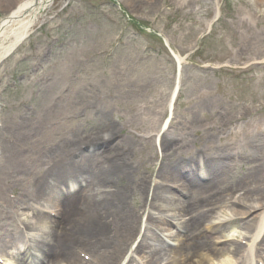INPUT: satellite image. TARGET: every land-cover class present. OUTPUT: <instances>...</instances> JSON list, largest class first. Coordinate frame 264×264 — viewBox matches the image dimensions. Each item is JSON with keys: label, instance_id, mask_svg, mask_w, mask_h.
Masks as SVG:
<instances>
[{"label": "rangeland", "instance_id": "obj_1", "mask_svg": "<svg viewBox=\"0 0 264 264\" xmlns=\"http://www.w3.org/2000/svg\"><path fill=\"white\" fill-rule=\"evenodd\" d=\"M148 1L127 0L126 9L133 17L130 21L124 14L119 12L114 2L109 4L101 3L99 0H80L79 2L54 0L49 9H45L44 12L38 15L37 26L41 27V30L35 33L36 38L27 43L21 52L25 54L26 52L40 49L46 43V40H44L45 36L55 35L54 32L57 31L55 27L60 26L58 28L59 31L55 33L61 38V41L65 42V45L61 56L54 53L51 55L50 66L52 72H54L52 81L46 85H37L36 76L30 79L27 78V75L24 77L27 78L24 82L25 90L22 87L14 95L3 92L2 103H6L7 110L1 113V117L5 116V124H12V118L17 120L18 116V120H21V118L25 120L30 117L32 120L31 126L25 133L22 131L21 135L26 137L30 133V135L35 136L40 141L41 136L46 134L45 130L48 127L51 128L52 119L62 116L66 111L72 110L81 102L92 100L94 96H99L102 100L108 102V120L112 121L110 123L111 127L132 117V125L139 124L143 125L144 128L150 127L149 107L156 100L157 89L168 86L174 73V62L168 50L166 51L161 47L155 53L145 52L144 54L142 52L144 46L152 44V36L147 35L150 29L165 35L166 40L169 42L170 50L183 56L186 62L190 60L212 62L213 59L227 60L230 58L242 61L241 55L243 51L246 49L252 51L250 56L252 57V63L255 64L253 66L255 72L249 81L243 84L239 83L240 88H242L239 93H236L234 89L231 90L230 81L221 73L210 69L206 73H201L191 67L181 65V82L186 83V75L192 76V80L186 83L185 89L189 91L198 83L200 88L194 91L193 96L199 97L200 101H205L207 107H204L200 113L201 110L199 108L192 111L193 106L184 108L183 104L178 110L179 118L188 121V115L194 114L197 117L200 114L202 118L199 121L205 122L216 114V110L219 107L223 106L228 109V112H232L234 109L237 110L244 107V104L247 105L249 103V105L253 106L260 100H264V5H255L253 0H227L225 4L220 6L222 14L224 12L223 20L214 27L208 37L200 41L201 44L195 46L192 45L194 36L205 29L206 20L213 17L219 9V5L215 0ZM89 2H98L102 6L99 8L94 7L89 5ZM66 4L67 6L65 7ZM114 37H121L123 45L115 52L111 62L109 61L105 65L97 59L93 60L88 57L99 48L98 44L101 40H112ZM196 49L197 51H195ZM238 50H240L241 55L238 54ZM17 62H19V59L13 58L11 61L1 65L0 91L3 90L10 74L15 71L14 68ZM27 67L26 64L23 65V68ZM96 83H98L96 89H92ZM62 86L70 87L69 92H72L70 98L65 100L66 103L65 101L61 102L60 110H57L56 107L54 109L56 111L53 114L46 115L44 110L47 109L51 96L58 93ZM140 86L141 88L139 89ZM34 87H38L40 90L35 95H32L35 92ZM104 101H101V103ZM97 111L87 113L86 118L80 121L82 124H73V128L76 131L72 135L73 139L80 137L82 134L98 130L102 125H108L107 121L102 123L97 119ZM254 113L255 111L252 112V114ZM252 114L250 115L253 116ZM16 123H20V121ZM240 124H242L241 127L237 125L234 128H226L220 133L218 139H210L208 144L202 139L201 143L192 145L191 140L183 137L185 139L184 142L178 146L179 148L176 146L175 150L186 153L184 157H194L196 149H202L201 152L204 154L216 152V154L221 153L230 156H246L245 162H234V168L228 174V180L235 179L237 181L238 178H241L250 169L257 166V160L262 161L261 159L264 157V149L260 150L259 153H255L251 147L254 144L256 147L264 144V111L260 116H253L251 120L247 119ZM55 130L52 128L51 132ZM210 134H206L205 138L207 139ZM21 135L13 134L9 130L0 134V141L4 137H18L21 139ZM244 139L245 142H243ZM39 145H42L44 149H39L40 153H45L43 160L52 159L53 154L63 151L67 146H72V144H65L56 148L44 145L41 142ZM50 147H53V149H50ZM8 148L10 149L11 147H6L4 142H0V174L2 176H5L7 167L13 168L11 166H13L14 157ZM27 148L25 146V152L18 153L20 155L27 153L28 159L32 162L37 161V156L28 152ZM121 149H124V145L116 150L120 151ZM142 150L146 151V155L139 154ZM151 154L150 145L140 144L134 147L131 155L128 154L125 157H131L132 160L135 159L137 161L135 164H140L142 168H133H136L142 174L145 169L143 162L147 161L148 156L152 157ZM177 158L175 157V159ZM95 159V162H97L100 157ZM38 167L41 170L38 179L43 180L45 165ZM37 168L33 169L31 167V170ZM33 170L31 173L34 172ZM13 175L14 177L11 179L0 180V186L3 188V192L0 193V199L5 198L7 192L20 196V201L14 203L16 206L9 209H14L18 212L25 228L32 227L29 222L30 219L37 222L41 219L47 222L40 212L42 208L41 199L45 197H35V183H29L30 180L28 182L24 181L23 178L26 177H21L15 169ZM262 182L264 183V181ZM262 182H258L256 179L253 183H245L243 186H246V188L253 187L254 184L258 185ZM228 184L226 182L224 188H227ZM76 186L75 184L74 187ZM110 188L103 189V191ZM164 189L165 187L161 189L162 194ZM206 189L210 190L212 187L208 186ZM120 190L129 192L125 188H120ZM67 193L68 191L60 196L62 205L65 207L71 206L76 211L81 205L85 206L80 201L73 199L72 196H68ZM115 203H117L115 200H111L110 204L104 205V210L113 208L112 214L114 216L119 212L121 214V210L117 206L115 207ZM25 205H28L27 213L23 210ZM140 205L139 198L134 197L124 209L129 210L130 206L138 207ZM197 215L196 219L198 218ZM206 215L204 216L206 217ZM13 219L16 222L19 220L16 216ZM198 221L197 230L199 231L198 226L201 220ZM48 225L52 226L50 223ZM10 226L15 228L13 225ZM49 230L51 232V229ZM232 231H235L238 235H244L247 233L248 228L238 225ZM78 247V245L71 244L69 250L72 252L73 248ZM229 248L230 250L232 249V247ZM4 251L8 252L13 258L12 264H22L19 256L15 255L16 252L7 247L4 248ZM48 251L47 247L46 253ZM42 259L49 263H53L54 260H66L63 255L50 254V252L48 254L42 253L38 259L32 258L34 264H41L40 260Z\"/></svg>", "mask_w": 264, "mask_h": 264}, {"label": "bare ground", "instance_id": "obj_2", "mask_svg": "<svg viewBox=\"0 0 264 264\" xmlns=\"http://www.w3.org/2000/svg\"><path fill=\"white\" fill-rule=\"evenodd\" d=\"M260 1V0H257ZM14 3V0H0V3ZM48 0H18V2L13 9V12L7 17L4 21L0 22V46L1 44L12 36V41L18 40L25 35V31L32 23L33 18L37 13H41L43 7L47 4ZM14 26V27H13ZM13 27V28H11ZM11 28V29H10ZM10 29V30H9ZM8 44L5 47H1V51L8 50L13 43ZM18 42V41H17ZM106 113H101L98 115L101 120L105 118ZM112 130V129H109ZM112 138L107 137H97L92 139L90 142L97 144L96 146H102L99 152H102L104 148L105 151L108 150V144L111 142ZM163 151L167 152L170 148L167 142H164ZM100 152V153H101ZM167 164V162L164 164ZM177 164L182 167L181 170L190 171L194 168L191 164H184L183 166L179 163ZM202 167V165H198ZM206 166V165H205ZM264 165H260L259 171L263 170ZM128 169V162L125 159H121L107 168L99 169L97 172L99 175L94 177V181L96 184H93V188L98 187L100 184H104L103 181L105 178L109 179L114 172H122V170ZM64 174H59L55 176L53 180L55 185L63 184V186H69L68 184H72L81 176V170L76 167H71L69 169L62 170ZM167 176H175V173L169 168L165 167L164 172ZM177 181L186 182L187 180H191L190 175H182L178 173L176 176ZM217 181H212L210 183L215 184ZM116 186V184H115ZM201 186V183H188V189L185 190V195L191 193L192 196H204V200L195 203L193 199L180 200L176 196L169 198L166 205L161 203V195L158 192L157 186L153 189V198L149 203L150 210H160V207L164 209V211L169 214L170 212L173 214H177V217L180 219L184 218L181 222L184 229L187 230V235L180 236L175 234L172 237L171 242L177 243L176 249H171L161 243V241L152 233H147L143 241L140 242L138 246V252L143 254V258L147 260V264H158L159 257H171L173 256V260L171 264H186L187 259L189 257L195 256L200 251L206 250V253L215 254L214 256L219 255L220 257L226 253H230V251H226V249H222V247L215 248L212 244L217 245V243H221L220 238L212 237L211 243L204 240V237L201 234H196V218H192V213L196 210V208L200 207L202 204V208H213L218 202V193H207L202 190V192L197 191L195 188ZM117 187V186H116ZM118 188V187H117ZM142 192L143 190H140ZM82 194V193H81ZM78 197L79 200H84V196L81 195ZM204 194V195H203ZM206 195V196H205ZM116 196L120 197V206H123L124 203V195L122 192L119 193L117 191L114 192H101L98 194L100 199L94 202L93 198L89 201L93 202L87 206V211L85 214H75V211L71 208L63 207L64 213L62 214L61 221L53 222V234H55L54 239L48 242H42L39 245H36L34 248L37 252L48 254L57 253L61 254L67 258L70 264H87L84 261L80 260L78 257L69 252V246L71 244H77L81 248L85 249V251L92 257V261L94 264H114L115 261L119 258L121 254V250L125 247L127 243V239L129 238L132 225L133 218L130 216L128 218H124V220L120 223L119 232L121 237L117 240L111 239L109 237L110 227H113V222L115 220L112 219L111 213H105L101 205L103 202L111 201V197ZM237 213L240 216H246L250 210L255 209L253 205L237 203L236 204ZM63 212V211H62ZM191 215V216H190ZM165 216V215H164ZM187 216H190L186 218ZM202 216V215H201ZM168 217V216H167ZM200 218V216H199ZM80 219V220H79ZM161 221L162 219L159 218ZM79 220V221H76ZM264 221V219H263ZM262 221V222H263ZM149 222H154L151 217H149ZM251 223V219H248L244 222V227L246 228ZM112 225V226H110ZM164 229L170 228V226L162 223ZM263 226V225H262ZM209 239V240H210ZM5 242V241H3ZM11 243L10 240L6 241V244ZM15 246L17 243L13 242ZM48 247V253L47 252ZM238 248L233 249V253L237 252ZM200 252L198 256L202 253ZM216 258V257H215ZM192 259V258H191ZM213 259H208L204 262H211ZM235 262V261H234ZM230 259H220L217 260V264H234ZM191 264V262H190Z\"/></svg>", "mask_w": 264, "mask_h": 264}]
</instances>
